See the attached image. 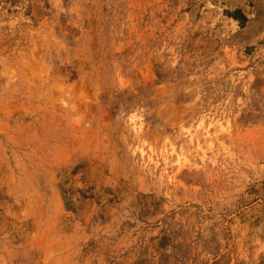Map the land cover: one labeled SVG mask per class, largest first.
<instances>
[{
  "label": "rangeland",
  "instance_id": "obj_1",
  "mask_svg": "<svg viewBox=\"0 0 264 264\" xmlns=\"http://www.w3.org/2000/svg\"><path fill=\"white\" fill-rule=\"evenodd\" d=\"M0 264H264V0H0Z\"/></svg>",
  "mask_w": 264,
  "mask_h": 264
}]
</instances>
